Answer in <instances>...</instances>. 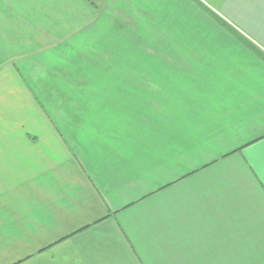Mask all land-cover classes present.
<instances>
[{
  "label": "crops",
  "instance_id": "0c3cea01",
  "mask_svg": "<svg viewBox=\"0 0 264 264\" xmlns=\"http://www.w3.org/2000/svg\"><path fill=\"white\" fill-rule=\"evenodd\" d=\"M177 1L188 100L70 99L101 8ZM201 1L264 53V0ZM262 145L264 62L188 0H0V264H264Z\"/></svg>",
  "mask_w": 264,
  "mask_h": 264
},
{
  "label": "rangeland",
  "instance_id": "374dc122",
  "mask_svg": "<svg viewBox=\"0 0 264 264\" xmlns=\"http://www.w3.org/2000/svg\"><path fill=\"white\" fill-rule=\"evenodd\" d=\"M188 1L195 5L192 0ZM171 6L164 13L163 9L156 8L159 6L151 9L106 8V16L104 9L101 8L102 18L107 22L106 26L104 25L105 30H102L104 34H101L107 39L105 56L107 71L101 74H84L91 78V81L84 83L92 85V88L105 86L106 89H93L87 93L82 91L85 88L74 89L75 93L70 99L89 100L92 96V100H154L160 105L166 100H188L185 95L190 91V81L183 79L184 75L188 76L187 73H183L186 67L179 62L180 57L167 56L168 52L177 53L180 42L174 39L175 30L168 32L166 30L174 28L170 19L175 14L174 10L185 13L193 21L196 14L183 1L181 3L177 1ZM166 21H171V24L166 25ZM69 56L70 60L79 59L76 55L72 56V52ZM172 64L176 66L180 64L179 70L171 68ZM118 85L133 87L134 89L130 90L133 97L122 96L120 90H116ZM38 91L41 93V90ZM60 92L65 93L64 90ZM41 97L42 100H48L45 95Z\"/></svg>",
  "mask_w": 264,
  "mask_h": 264
},
{
  "label": "trees",
  "instance_id": "16d2710c",
  "mask_svg": "<svg viewBox=\"0 0 264 264\" xmlns=\"http://www.w3.org/2000/svg\"><path fill=\"white\" fill-rule=\"evenodd\" d=\"M194 4L216 24L226 30L228 33L233 35L239 42H241L248 50L254 53L259 59L264 62V53L261 52L256 46L250 41L243 37L226 19L212 10L209 6L204 4L201 0H192Z\"/></svg>",
  "mask_w": 264,
  "mask_h": 264
},
{
  "label": "snow or ice",
  "instance_id": "6c2138e0",
  "mask_svg": "<svg viewBox=\"0 0 264 264\" xmlns=\"http://www.w3.org/2000/svg\"><path fill=\"white\" fill-rule=\"evenodd\" d=\"M262 147H264V145H262Z\"/></svg>",
  "mask_w": 264,
  "mask_h": 264
}]
</instances>
